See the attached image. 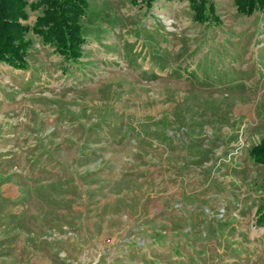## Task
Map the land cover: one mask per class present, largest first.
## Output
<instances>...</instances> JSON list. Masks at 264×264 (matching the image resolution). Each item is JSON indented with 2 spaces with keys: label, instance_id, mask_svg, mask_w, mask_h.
Returning a JSON list of instances; mask_svg holds the SVG:
<instances>
[{
  "label": "rangeland",
  "instance_id": "374dc122",
  "mask_svg": "<svg viewBox=\"0 0 264 264\" xmlns=\"http://www.w3.org/2000/svg\"><path fill=\"white\" fill-rule=\"evenodd\" d=\"M212 4L90 0L77 59L28 9L27 70L0 63V264H264V11Z\"/></svg>",
  "mask_w": 264,
  "mask_h": 264
},
{
  "label": "trees",
  "instance_id": "16d2710c",
  "mask_svg": "<svg viewBox=\"0 0 264 264\" xmlns=\"http://www.w3.org/2000/svg\"><path fill=\"white\" fill-rule=\"evenodd\" d=\"M90 0H0V63L18 70H27L26 50L30 40L26 35L31 31L21 20L28 19V9L44 7L43 16L39 17L33 32L56 47L61 55L77 59L81 56L86 38L82 34L81 19ZM156 0H144L148 8ZM172 2L174 0H166ZM195 12V20L209 23L214 19L213 0H188ZM240 14L251 16L257 11H264V0H235ZM251 156L257 164L264 165V141L251 150ZM262 210V208L260 209ZM264 221L262 215L258 222Z\"/></svg>",
  "mask_w": 264,
  "mask_h": 264
}]
</instances>
